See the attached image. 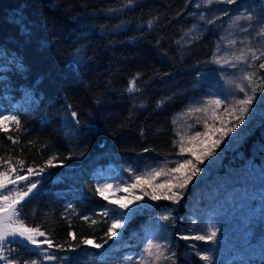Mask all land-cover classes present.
I'll return each mask as SVG.
<instances>
[{
  "label": "trees",
  "instance_id": "obj_1",
  "mask_svg": "<svg viewBox=\"0 0 264 264\" xmlns=\"http://www.w3.org/2000/svg\"><path fill=\"white\" fill-rule=\"evenodd\" d=\"M243 2L249 9L256 4L255 16H264V3ZM126 3L0 0V114L15 115L21 123L20 130L8 123V131H0V157L45 168L33 176V182L40 183L26 198L21 218L29 226L41 225L54 243L64 245L49 249L56 261H43L27 243L8 245L18 249L13 254L18 260L134 264L126 261L127 253L145 244L149 223L157 219L154 212L172 204L160 201L154 210L135 212L122 229L123 237L108 239L110 217L99 215L107 203L95 191L96 180L111 164L139 167L178 156L174 117L199 95L198 75L214 67L210 60L227 17L208 25L206 20L218 11L215 3L203 0H134L124 7ZM240 3L229 5L228 16ZM201 10L205 21L199 19ZM256 25L257 18L251 22L250 36ZM189 39L193 42L186 44ZM77 49L84 57L80 64L70 62ZM137 73L139 91L129 93V81ZM158 101L164 102L157 106ZM72 111L78 113L79 123L70 119ZM242 132L241 141L223 148L218 167L206 180L201 177L205 169L169 210L174 215L169 240L176 251L168 264H207L196 252H219L220 242L181 237L204 235L206 225L228 230L230 224L238 234L232 241L241 249L235 263L264 264V248L258 245L264 237V114L250 119ZM9 135L20 143L13 145ZM53 157L52 166H47ZM69 204L73 207L67 208ZM91 220L98 222L92 225ZM244 221L251 248L242 247ZM85 238L103 247L81 244Z\"/></svg>",
  "mask_w": 264,
  "mask_h": 264
},
{
  "label": "snow or ice",
  "instance_id": "obj_2",
  "mask_svg": "<svg viewBox=\"0 0 264 264\" xmlns=\"http://www.w3.org/2000/svg\"><path fill=\"white\" fill-rule=\"evenodd\" d=\"M134 0H127L124 7H129L133 4ZM214 2L226 3L229 5L236 4L237 0H205L206 5H211ZM197 7H200L198 4ZM109 11H115L110 9ZM222 17H227V12L221 13ZM220 17H213L212 19H207L206 23L208 25H214L216 20ZM199 19L205 21L204 13L199 14ZM254 17L251 13L245 14L241 13L239 15L230 18V24L238 22L240 20H247L249 22L253 21ZM147 26L149 29L153 27V21H147ZM195 27V25H194ZM249 27H245L242 31L247 34L249 32ZM191 32V29L188 30ZM54 35V33H53ZM187 35V33H186ZM257 36L264 37V21L260 22V29L256 32ZM198 37H194L196 39ZM183 40L184 37H181ZM221 41L224 37L220 38ZM193 40H186V44H191ZM159 43V41H157ZM179 43V41H177ZM226 43L231 45H236L237 40L233 39L226 41ZM244 44V41H240ZM84 57L80 54V50L72 55L70 58L71 63L80 64ZM214 64L220 65L222 70L232 69L235 71H240L242 66H246V70L243 71L242 75L239 77L240 82L235 83V90L243 94L242 98H237L235 93H229L232 95L233 99L231 104H229L226 97L217 95L213 98H209L207 101L203 102L201 106H189L186 110L185 115L192 116L195 113L203 112L205 113V118L200 121L203 124L204 131H195L191 135L185 137L180 135L179 144V154L181 157L184 153H190L195 159H179L174 162L165 161L164 167L160 169H153L151 172L144 173L143 175H136L134 177L135 182L125 188L124 191H128L129 188L135 189L139 187L141 191L144 192L145 196H149L151 200L156 201L159 199L171 200L173 202H178L184 191L189 186L190 182H193L197 174L202 172V165L208 157H212L216 154V149L221 146V142L225 141V138H231L230 133L239 125L245 122V116L249 113L250 109L253 108L254 99H260L264 95L256 97V93L259 92L264 94V50H258L256 47L247 46L241 47L235 51H226L223 55L221 54V46L218 43L216 50L213 52V59L211 61ZM140 76L139 73L132 80L129 81L128 88L126 91L129 93L138 92L139 89L136 88L137 78ZM232 83V81H227ZM164 101H158L157 106L162 104ZM71 106L69 105V108ZM143 107V104L141 105ZM223 110L231 117H234L236 123H231L230 125L225 124L221 120L219 127L216 126V120L220 119L219 112ZM70 119L78 121V113L72 111L70 113ZM199 120V118H197ZM209 120L212 123H209ZM175 122V121H174ZM15 124L16 129H21V123L18 117L15 115L4 116L0 114V131L7 132L6 124ZM191 127V125L189 126ZM217 134L218 138H213ZM8 139L13 145L20 143L18 138H14L9 135ZM187 141L188 146H185ZM31 144L32 142L29 141ZM174 143H177L174 141ZM145 152L149 149H144ZM83 155V153H81ZM53 158L46 161L47 166H52ZM14 161V162H13ZM169 163H174V167H168ZM24 174H21L22 170H25ZM45 171V168H34L28 166L23 159L14 158L9 156L7 159L0 157V261L3 264H40L38 259H23L18 260L14 258L13 254L18 251L17 248H9L10 244H20L30 245V251L39 253L42 256L43 261H56L58 257L55 254H49V249L57 248L62 249L64 245L59 243H54L51 236L41 229V225L37 224L34 227L29 226V224L22 219V211L27 202L30 194L34 193L37 185L40 183L39 180L35 182L31 181L29 178L33 176H39ZM157 177H163L158 183H153L156 181ZM27 181V183H23ZM147 185L151 191H145L144 186ZM114 185L105 183L103 185H96L95 191L104 200L109 199L108 193L111 192ZM117 191H119V186H116ZM26 189V190H25ZM159 193V194H158ZM143 196H136L135 201H140ZM118 205V208L109 209L105 207L99 215L104 217H110L114 215L117 218L111 220V224L108 226L105 236L108 239L118 238L122 235V229L124 228L127 219L133 215L139 207H145L146 205H134L133 199L121 198L114 202ZM73 206L69 204L67 208H72ZM119 209H125V212H120ZM67 210V209H66ZM168 216H162V220H167ZM82 220L85 222L90 220L88 216H82ZM98 221L91 220V224L95 225ZM216 232L212 231L209 234L195 235L193 237L183 236L182 239H194L199 241H212L216 237ZM73 239L76 238L73 232L68 233ZM42 238V239H41ZM81 244L91 245L94 248L100 249L103 244L96 243L95 240L81 239ZM107 243V240L104 241ZM80 245H76L78 248ZM72 247V245H69ZM155 248L156 252L153 253L152 249ZM144 253L147 257H152V264L161 259L163 260H173L174 254L170 256H165L162 251V246L160 244H153L151 240L148 242V246L145 248ZM196 255L200 257L203 261H208L209 256L207 253H202L197 251ZM132 257H128L131 261ZM140 264H145L143 256L141 257Z\"/></svg>",
  "mask_w": 264,
  "mask_h": 264
},
{
  "label": "rangeland",
  "instance_id": "obj_3",
  "mask_svg": "<svg viewBox=\"0 0 264 264\" xmlns=\"http://www.w3.org/2000/svg\"><path fill=\"white\" fill-rule=\"evenodd\" d=\"M204 4L205 3V0ZM242 3H240V6L238 7L239 10L237 9L229 16H227L226 24L221 27L222 31L220 33V37L217 41V44L219 43L221 46V54L223 55L226 51H235L238 50L241 47H247V46H252L256 47L258 50H264V37H260L256 35V32L259 31L260 29V22L264 21V16L260 15L259 17L255 16V11L258 10L256 7V4L252 3V7L246 8V3L243 1H248V0H238ZM255 3H264V0H254ZM216 6H213L215 8V11H218V15L216 17H221L222 12H229V4L226 3H218L214 2ZM262 7V6H261ZM260 7V8H261ZM222 11V12H221ZM203 11L201 10L200 13ZM241 13H251L256 21L257 18V25L255 32L253 31V34L250 36L249 32L245 34L242 29L245 27H248L249 24L252 22H249L247 20H240L238 22H234L230 24V18L236 15H239ZM221 25V22H219ZM221 37H224V40L221 41ZM237 40L236 45H231L226 43V41L230 40ZM243 40L244 44H241L240 41ZM216 44V47H217ZM213 59V57H212ZM212 59L210 60V64H212L214 67L212 69H208L206 71H202L197 78H199L197 82V86L200 88L199 95L195 96L190 100V102L181 110L179 111L176 116L174 117V123H175V130H176V135H177V142L180 140V133L181 135H184L187 137L188 135H191L195 131H201L203 132L205 129L203 127V124L200 122L205 118V113L200 112V113H195L192 116H187L185 115L186 110L189 108V106H201L203 102L207 101L209 98H213L217 95L223 94L224 97L227 98L229 104L232 102V95L229 93H235L237 98H242L243 94L239 93L235 90V83L240 82L239 77L242 75L243 71L246 70V66H242L240 71H235L232 69H227V70H222L220 65L212 63ZM264 71V70H262ZM227 81H232V83H228ZM256 97H259L261 94L257 92ZM263 115L264 114V97H261L260 99H254L253 101V108L250 109L249 113L245 116V122L239 127L235 128L232 133L229 134L231 137L225 138V141L221 142V146L216 149V154L212 157H208L205 161V164L202 165V171L205 172L201 174V177H203L204 181L206 180L207 174L211 171L214 170L218 167L219 164V158H220V152L223 151L224 147L226 145H236L238 141L242 140V136L244 133L242 132L244 125L250 120L253 119L255 115ZM220 119L216 120V126L219 127L221 124V120L225 122V124L230 125L231 123H236L234 117H231L227 113H224L223 110L221 109L219 112ZM199 118V120L197 119ZM209 123H212L211 120H209ZM191 125V127H189ZM217 134L215 138H218ZM233 143V144H232ZM185 146L187 147V141L185 143ZM179 148V144H178ZM179 159H195L194 157L191 156L190 153H184L183 156L181 157L178 155L175 158H171L169 160L165 161H170L174 162ZM165 161L161 160H156V161H151L144 163L143 165L139 167L131 166V165H122V164H111L109 165L99 176V178L96 180V185L100 184L103 185L105 183L112 184L114 185L113 189L111 190L109 195V199L106 201L107 203V208L113 209V208H118V205H116L114 202L117 199L121 198H128V199H133L134 200V205H146L145 207H139L136 212H141L145 208L149 210H154L157 206V203L160 201H166L163 199H159L156 201H153L150 199L149 196H145L144 192L141 191L139 187L132 189L129 188V190L126 192L124 191L125 188H128L129 185L133 184L135 182L134 177L136 175H143L144 173L151 172L153 169H160L164 167ZM174 163H169L168 167H174ZM200 177V178H201ZM34 177H30L29 179L33 181ZM199 177L194 178L193 182L196 181L197 179H200ZM163 177H157L156 181L153 183H158L160 180H162ZM193 182H190L192 184ZM27 183V181L23 182ZM189 184V185H190ZM198 184V186H197ZM116 186H119V191H117ZM195 187H199V183H194ZM188 188V187H187ZM145 191H151V189L145 185L144 186ZM26 190V189H25ZM187 191V189L184 191V193ZM159 194V193H158ZM136 196H143V199L140 201H135ZM183 197V195H182ZM181 197V198H182ZM180 198V200H181ZM180 200L178 202H172L170 204L171 206L167 204H162L160 206L161 210L158 212H154L153 216H155L157 219L153 222V220L149 223L151 225V230L149 231V234L145 240V244L139 251H134V252H129L126 255V261L127 262H134V264H140L141 257L143 256L145 260V264H152V257H147L146 254L144 253L145 248L148 246L149 240L152 241L153 244H160L162 246V251L164 252L165 256H170L174 254L176 251V246H173V244H170V238L169 234L173 230L172 226L173 224V217L174 215L169 213V210H172L173 207L176 208V206L180 203ZM120 212H125V209H119ZM132 216V215H131ZM130 216V217H131ZM162 216H168L169 218L167 220H162ZM190 217L192 215H189ZM130 217L127 219H130ZM117 218L114 215L110 216V222L112 219ZM126 222V223H127ZM194 224L197 223L196 220L192 221ZM169 223V224H168ZM173 224V225H172ZM247 221H244L243 224L240 226L241 229V237H243V243L242 247L246 246L248 248H251L247 244L248 240V231L245 229L247 228ZM228 227V230L226 228H222L221 226H214V225H206L207 232L206 234H209L212 231H215L216 237L213 239V242L217 243L220 242L219 247H221V250L218 252V250L213 248L211 253H208L209 260L206 261L207 264H236L235 261L238 257H241V254L239 253V246L235 245L233 243V238L237 236L238 234L235 233L234 226L230 224ZM172 230H170V229ZM194 228V227H193ZM190 229V228H189ZM191 230V229H190ZM122 231V230H121ZM197 231V230H195ZM176 234V233H175ZM123 236H119L118 238H115L116 240H120ZM27 243V242H25ZM259 246H262L264 248V237L260 240V243H258ZM30 246V245H29ZM241 247V248H242ZM153 253L155 254L156 249H152ZM264 253V251H263ZM128 257H132L131 261L128 260ZM169 260H159L156 261L155 264H168Z\"/></svg>",
  "mask_w": 264,
  "mask_h": 264
}]
</instances>
